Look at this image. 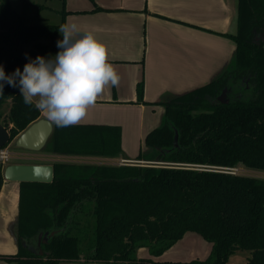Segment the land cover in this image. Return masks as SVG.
<instances>
[{
    "label": "trees",
    "instance_id": "obj_1",
    "mask_svg": "<svg viewBox=\"0 0 264 264\" xmlns=\"http://www.w3.org/2000/svg\"><path fill=\"white\" fill-rule=\"evenodd\" d=\"M68 12L61 10L60 24L34 22L10 0H0L6 75L23 71L29 58L56 55ZM230 36L236 51L228 68L165 102L162 124L144 139L159 161L192 166L54 163L53 181L19 183L18 251L5 256L10 264H264V178L197 167L264 170V0H238L237 30ZM138 96L143 101L142 82ZM7 100L3 125L10 143L41 113L5 83L0 112ZM46 147L56 154L113 157L121 152V128L53 125ZM3 181L0 168V190ZM187 232L211 244L207 258L154 259ZM141 248L148 258L138 256ZM240 251L247 252L244 262H231Z\"/></svg>",
    "mask_w": 264,
    "mask_h": 264
},
{
    "label": "crops",
    "instance_id": "obj_2",
    "mask_svg": "<svg viewBox=\"0 0 264 264\" xmlns=\"http://www.w3.org/2000/svg\"><path fill=\"white\" fill-rule=\"evenodd\" d=\"M64 4L69 11L64 22L73 18L83 30L93 31L107 46L109 62L116 66L121 76L119 86L106 88L79 124L119 126L121 152L113 157L53 152H34L33 156H28L12 152L14 158L50 164L123 165L121 161L127 160L144 166L143 161L156 162L159 160L156 151L145 147L144 139L162 124L164 103L210 83L230 65L236 51L230 35L237 30L238 0H65ZM96 6L101 9L94 10ZM60 15L62 20V13ZM141 82L143 101L138 96ZM41 117L46 118L42 114ZM9 182L4 179L0 198L3 192L12 189L10 197L15 196L16 218L11 221L10 228L16 250L4 257L18 251L14 228L19 214L20 182L12 181L16 183L8 187ZM185 238L195 242L198 256L184 246ZM203 241L199 234L187 232L174 245L179 246L181 254L170 253L173 246L154 259L190 261L194 255L198 257L195 259H205L211 244ZM237 254L243 260L247 258V252ZM138 256L148 258L149 252L146 256L139 255L138 251ZM62 263L105 264L84 259Z\"/></svg>",
    "mask_w": 264,
    "mask_h": 264
},
{
    "label": "clouds",
    "instance_id": "obj_3",
    "mask_svg": "<svg viewBox=\"0 0 264 264\" xmlns=\"http://www.w3.org/2000/svg\"><path fill=\"white\" fill-rule=\"evenodd\" d=\"M54 57L28 59L23 71L6 75L0 65V95L4 84L18 87L26 106H34L58 128L78 125L108 87H118L121 76L109 62L107 46L93 31L83 30L73 18L61 24ZM28 54L25 53V56ZM10 158L0 151V160Z\"/></svg>",
    "mask_w": 264,
    "mask_h": 264
},
{
    "label": "rangeland",
    "instance_id": "obj_4",
    "mask_svg": "<svg viewBox=\"0 0 264 264\" xmlns=\"http://www.w3.org/2000/svg\"><path fill=\"white\" fill-rule=\"evenodd\" d=\"M13 7L19 11L24 12L27 16L34 18V22H43V23H50V24H60L61 22V13L60 10L64 8L65 0H10ZM10 100H7L2 109L0 114V122L1 124L7 121V116L10 108ZM17 137V136H16ZM8 149L11 152H19L20 155H28L33 156L34 152L30 150L21 149L15 146L14 140H12L8 145ZM49 152L48 148L46 147L44 150L39 151V153ZM14 156V155H13ZM154 161V160H152ZM11 163H25V164H45L44 161H32L26 158H12L10 159L6 165ZM50 164V163H49ZM240 174L256 176L260 178H264V170L258 169H251V168H244L239 166ZM16 182H9L8 187H11ZM1 191V190H0ZM12 189L10 188L7 192H3L0 198V264H8V261L4 257V254L13 252L16 250V241L12 235V231L10 228L11 221L16 218V206L14 203V197H10ZM202 239V238H201ZM186 241V242H185ZM189 239H184V246L188 247V250L191 249L193 252L195 251V242H189ZM206 241V240H205ZM203 241L204 243H207ZM197 244V243H196ZM179 245V244H178ZM92 247V246H91ZM185 248V247H183ZM176 252V254H181L182 251L179 246H174L170 253ZM200 252H202L200 250ZM199 251L197 252V256L199 255ZM139 255H146L148 256V250L145 248H141L139 250ZM196 255L195 257H191L192 259L198 258ZM203 256V255H200ZM174 258V257H173ZM231 262H244L241 256H238L237 253L231 256ZM67 264V263H62ZM131 264V263H126Z\"/></svg>",
    "mask_w": 264,
    "mask_h": 264
},
{
    "label": "water",
    "instance_id": "obj_5",
    "mask_svg": "<svg viewBox=\"0 0 264 264\" xmlns=\"http://www.w3.org/2000/svg\"><path fill=\"white\" fill-rule=\"evenodd\" d=\"M220 101H224L222 97ZM52 132L53 124L40 117L13 139L14 144L21 149L39 152L46 148ZM10 138L8 129L0 123V148L9 143ZM3 176L5 180L16 182H51L54 179V165L11 163L4 167ZM51 234H55V231ZM46 238L47 234L44 235L43 241H46Z\"/></svg>",
    "mask_w": 264,
    "mask_h": 264
},
{
    "label": "built area",
    "instance_id": "obj_6",
    "mask_svg": "<svg viewBox=\"0 0 264 264\" xmlns=\"http://www.w3.org/2000/svg\"><path fill=\"white\" fill-rule=\"evenodd\" d=\"M5 149L10 154V158L7 160H0V168H1L2 174H3L4 167L6 166V163L14 157L13 153L8 149V147H2V148H0V151L5 150ZM142 163L145 165H152V166H192V165H188V164L165 163V162H161V161H156V162L148 161L146 163L143 161ZM121 164H123V165H127V164H129V165H140V164H138V162H130L127 160H122ZM197 167H199L201 169H214V170H218V171H225V172H229V173H233V174H236L239 172V168H220V167H210V166H197Z\"/></svg>",
    "mask_w": 264,
    "mask_h": 264
}]
</instances>
